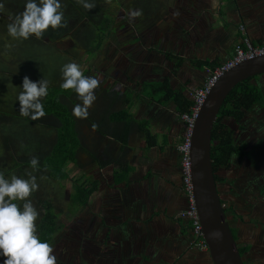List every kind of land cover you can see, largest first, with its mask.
Wrapping results in <instances>:
<instances>
[{
	"label": "rangeland",
	"instance_id": "1",
	"mask_svg": "<svg viewBox=\"0 0 264 264\" xmlns=\"http://www.w3.org/2000/svg\"><path fill=\"white\" fill-rule=\"evenodd\" d=\"M2 2L4 3V13L0 14V110L6 112L7 109L5 108H12L11 112L13 115H11L16 120H14L15 123L12 122L14 127L11 126L10 122H8V125L6 123L3 126L2 124L0 125V139L3 140L4 134H6L8 143L10 142L13 145L10 148L7 146L3 149L0 148V171H3L6 177H10L13 174L23 179H28L29 175L36 177L38 189L28 197L39 213L35 223L37 224L39 222L42 215L38 203L41 200L52 201L57 209L56 212H58L59 220L64 224L63 230L61 229L62 231L60 230L61 232L56 236V240L60 241L66 235L65 232H72V227L78 224V222L80 223V220L84 219L86 226L97 221L100 222L103 220L104 222V208L99 201L100 195L94 194L91 197L89 207H87L86 211L82 212V208L70 210V194L73 188V180L83 174L84 151L79 152L77 163L66 166L69 179L62 182L54 181L44 175L36 176L33 169H20L15 167L18 161L16 157L17 153H19L20 157H26L33 151H39L41 153L50 151L56 135L53 130L26 123V117L20 115V106L19 102L16 101V97L20 91L18 87L22 84L23 78L27 76L31 80H39L43 77L50 82L49 86H60L63 82L61 75L62 65L75 62L80 65L83 73L86 70H90V76H95L100 82L99 87L94 90L96 100L88 109V115L93 120H96L97 117L99 120V115L103 110H108L109 102H105L101 94L112 85L122 93L127 95L131 94L133 97L132 100L135 102V106L132 109L133 115L137 117L143 115L147 118L151 116L153 118L155 117V127H151V130L154 134H157L158 139L161 141L164 131L159 127L158 122L161 125L169 123L174 118V114L170 108H164L163 110V107L160 105L150 104L149 96L145 92L143 93L144 90H142L138 83L169 77L172 84L175 85V88L180 89L183 87L182 81L187 80L186 77H183L184 74L191 76L194 73L193 70L198 73L200 72L195 67L189 66V64L183 67V72L176 70L170 61L163 59L164 54L171 53L176 56H183L188 61L193 59L206 60L211 59V55H215L212 53L216 49L213 47L212 50H207L209 49L207 47L211 46L200 38V31L196 30L194 25H191V27L188 26L189 31H183L185 33L183 34L184 37H179L177 34L182 33L179 25L177 27L173 23L174 26L165 24L163 21H160L162 18L158 19L161 28H169H166V31H160L158 22H155L153 25L155 24L156 26L152 28L154 31H152L151 35L149 33L147 34L145 29L148 27V24L146 23H150L151 21L146 16L152 17L151 10L154 11L162 6L159 5L160 0H89V2L94 4V7L90 10L83 8L79 0H61L67 26L56 30L49 28L41 38L29 37L26 40L12 39L8 35L6 27L10 22L8 19L10 13L16 14L23 11L24 0H2ZM176 8L175 6L174 9ZM106 17L110 23L107 26L103 42L98 51L90 55L87 53V48L94 43L93 41L97 35H100L99 31L102 29L101 26ZM187 20L182 15L180 22H192L191 20L187 22ZM218 22L223 23L224 21H219L218 19ZM175 23L178 24L177 22ZM151 36L155 38L150 40ZM201 40L207 47L203 51H196L195 46L200 44ZM182 41L188 42L190 47H187V49L182 47L180 44ZM152 54L155 56V61L149 58ZM180 74H183L181 76L183 77L182 81L177 77ZM207 75L208 71H206L204 77L202 76L197 81L198 84L199 82L201 84L204 83ZM255 81L264 88V75L256 76ZM189 88L191 87L188 85L186 90H190ZM258 88L264 97V89L260 86ZM7 90H9L8 95L6 94ZM3 95L10 96V102L9 100L2 102L4 100ZM2 103L5 106H2ZM119 105L120 108L123 107L121 104ZM151 105H153V108H146ZM114 108L118 109L116 106ZM159 110H161V113ZM259 115L260 113L250 115L245 122L246 127L258 125L264 127V112L261 117ZM181 122L178 124L179 130L185 126V123L183 121ZM79 125L83 135L86 122L82 120ZM15 126L17 127L15 128ZM184 133L185 130L183 129L179 137H177V149ZM250 143L253 147L264 148V141L261 138L250 141ZM16 148L19 150L18 152ZM174 170L177 177L176 183L180 184L179 172L176 169ZM173 202L175 203V201ZM184 203L185 201H181V204L177 207H183ZM162 204L163 199L159 197L153 199V206H147L150 210H153L151 214L153 218L157 216L160 219H167L159 214L160 209L163 208ZM104 223L106 226L107 221ZM133 225L136 227L137 235L140 236H136L139 238V244L143 245L146 236L152 238L151 248L149 250L151 254H149L155 258L154 264H212L211 259L207 255V251H202L204 252L203 255L200 253V250L195 248L191 249L189 247L185 251H182L181 248L171 246V242L173 241L171 239H174L175 236L172 238L167 237L169 236L168 233L172 231L168 225L161 223L158 225L157 221H152L148 222L147 227H145L142 223H136L133 218V220L129 219L128 221L118 222L117 225H114V228L116 227L115 230L118 234H122L126 226L128 228ZM101 227L104 228L103 226ZM253 231L256 232V230ZM112 233L114 234L113 230ZM155 233L162 235L161 244H159L160 240L158 241L155 237ZM73 234L70 236H73ZM51 245L54 247V253L59 252L61 254L58 244L53 243ZM169 246L171 248L167 251ZM62 247L68 250L67 245H63ZM141 248V246L136 245L135 251L139 253L137 255H143L140 250ZM70 252L72 253V251ZM73 254L75 255V253ZM62 259L61 262H58L57 259L56 264H65L67 258L63 256ZM150 262L145 261L144 263L148 264ZM254 264H264V259L260 260L258 258V261L255 260Z\"/></svg>",
	"mask_w": 264,
	"mask_h": 264
},
{
	"label": "trees",
	"instance_id": "2",
	"mask_svg": "<svg viewBox=\"0 0 264 264\" xmlns=\"http://www.w3.org/2000/svg\"><path fill=\"white\" fill-rule=\"evenodd\" d=\"M108 23L109 19L106 17L103 21V25L101 26L102 29L99 31L100 35H97L95 39L96 42L94 40V43L87 48L88 54L92 55L98 51L105 37ZM166 56L171 62L175 61L176 68L182 67L184 63L183 58L181 59L180 57L171 53H167ZM224 62L218 57L212 60L195 59L191 61V66L195 67L197 70H199V72H206L209 70H214L217 66L222 65ZM89 71L90 70H86L84 75L88 76L90 73ZM255 77L238 84L230 92L214 123L212 130L211 157L214 176L217 184L219 178H221L219 176L221 170H227L230 168L231 158L234 155L240 157L245 155V144L237 143L235 138V130L230 125V120H234V122L238 125L244 121L246 114L254 110L256 106L264 107V97L261 95L259 88L252 83ZM191 83L192 81L189 80L185 85L188 86ZM138 84L142 90H144L143 93L145 92V94L149 96V100L164 107L172 105L177 119L181 120L183 114L190 113L194 103L188 96L186 86H183L182 89H176L172 86L169 78ZM129 96H131V94L127 95L118 91H105L102 95V98L105 102H109L108 110L105 111L104 109L100 115L98 113L100 117L99 120L98 117L96 120H93L90 115H88V118L80 119L74 116L72 113L73 107L78 104L79 101V98L75 92L73 90H64L60 86H50L48 95L43 98L42 101L45 115L36 120L26 118V123L55 131L56 135L54 144L50 151L44 150L45 153L33 151L28 154L29 156L20 157V159H18L16 162L15 167L20 169H32L29 161L32 157H37L39 160V167L34 170L36 175H44L57 182H62L69 179L66 166L71 163H77L78 154L84 149L83 135L79 125L80 121L83 120V122H86V124L87 122L90 123L91 126L98 132L112 134L111 136L113 138L116 137L117 141L121 142L123 148L117 157L107 158V152H105L103 154L104 156L102 158H98V160L100 161V166L103 168L110 164L117 166L116 172H114L112 179L115 186L123 183H129L131 181V173L133 171V167L128 163V152L131 151V149L127 147L128 136L130 132L136 130L142 133L147 142V149L157 147V137L156 134H154L151 130V121L149 119H137L135 115H133L131 109L135 105V102L132 100L133 97ZM117 104H121L123 107H121L119 110H115L114 107ZM183 129L186 131L185 126H183ZM3 141L4 146H7L8 148L13 146L10 142L8 143L7 135ZM177 145L173 144L172 150L175 151L177 156L176 161L179 165L181 181L180 188L183 194V201H185L184 206L178 209V212L181 213L187 209L188 198L183 186V172L181 168L182 156L177 149ZM72 186L73 188L70 194V210L82 208V212L86 211L87 207H89L91 197L98 191L99 183L94 182L90 185L88 182H86L84 174H82L73 180ZM222 203L224 204L225 201L222 200ZM38 206L43 211V215L36 224V235L40 240L48 241L50 243L54 239L55 235L63 228L64 224L59 220L58 214L56 213V207L52 201L41 200L38 203ZM225 211L227 213L226 208ZM138 221L139 222H135L142 223L145 227H147L148 222L152 221H157L158 225L159 223L168 225L172 231L168 233L169 236L167 237L172 238L175 236L176 240H185V243L187 242V246H189L191 240H193L192 222L189 219L182 218L180 216L175 217L174 213L173 216L164 221L165 223L160 222V220L157 218H154L148 222L143 219ZM126 229H128V231H126ZM126 229L123 231L122 235L133 236L136 234V227L134 225L128 228L126 226ZM109 230L112 232V229ZM116 234L119 236L118 232ZM155 237L157 239H161L162 235L155 233ZM175 239H171V241L173 240L171 242V246L173 245V247H175ZM149 243H151V241H149ZM171 246H169L167 251H169ZM246 249L247 248L239 247L241 255L243 254V250ZM208 257L210 258L209 252ZM3 259V257H0V264H2Z\"/></svg>",
	"mask_w": 264,
	"mask_h": 264
},
{
	"label": "crops",
	"instance_id": "3",
	"mask_svg": "<svg viewBox=\"0 0 264 264\" xmlns=\"http://www.w3.org/2000/svg\"><path fill=\"white\" fill-rule=\"evenodd\" d=\"M159 5L162 6L154 11L151 10L152 17L148 15L146 16L151 21L150 23H146L148 24V27L145 29L147 34L149 33L151 35L152 31H154V29L152 28L153 26H156L155 24L153 25V23L155 22H158L160 31H166V28H169H161V25H159L158 21V19L160 18H162L160 21H163V23H167L170 26L175 25L178 27L179 25V28L182 31V33L177 34V36L179 37H184L183 34L185 33H183V31H189V27H191V25H194L195 29L200 31V38H202L204 42L208 43L211 46L207 47L201 40L200 44L195 46V50L203 51L205 47L209 48L207 50H212L213 47L214 49H216L214 53H212L215 55H211V59L209 60L218 57L221 59V61L224 62L233 55L234 48L239 42L241 35L239 26L242 24L245 25L247 35L254 44L264 45V0H160ZM175 6L177 7L176 9H174ZM182 15H184V18L186 20L188 19L187 22L189 20H191L192 22L181 23L180 20ZM153 19H155L154 22H152ZM218 19L219 21L222 20L224 22L219 23ZM168 21H170V23H168ZM174 21L178 24H176ZM184 28L186 29L184 30ZM154 38V36H151L150 40ZM180 44L185 49H187V47H190L188 42L182 41L180 42ZM166 55L167 53L164 54L163 59L170 61L168 60ZM178 57H180L181 59L183 58L184 60L181 68H176L175 61L170 62L173 64L174 69L179 71L181 70L183 72V67H185L187 64L191 66L192 60L188 61L183 56ZM149 58L152 59V61H155V56L153 54ZM193 71L194 73L193 75H191V73V76L182 74L183 77H186L187 80H183L181 74L177 76L181 81L183 80V86H186V88L187 85L185 84L187 83V81H192V83L189 85L191 87L189 88L190 90L201 87L203 85V83L201 84L200 82L198 84L197 81L200 80L202 76L204 77V74L206 73H198L195 70ZM165 78L154 81L163 80ZM172 80H174V78H172ZM252 83L257 87H262V85L258 84L255 79L252 81ZM172 86L175 88V85L172 84ZM109 88H107L105 91H118L112 85H110ZM190 90H188V96ZM103 93L104 92H102L101 95H103ZM3 101H5V98L4 100H2V102ZM149 101L150 104L153 103L155 105H158L151 100ZM152 106L153 105L146 108H153ZM116 107L118 109L115 110L121 109L119 104H117ZM162 107L163 110L164 108H170L171 112H173L174 114V118H172V121H170L169 123L161 125V123L158 122L159 127H161V129L164 131V134H162V140L160 141L156 134L157 147L147 149V142L143 134L136 130L130 132L128 136L127 147L131 149V151L128 152V163L133 167V171L131 173V181L129 183H123L118 186H115L112 180L117 166L110 164L107 167L103 168L102 166H100V161L98 160V158H102L105 152H107V158L117 157L123 148L121 142L117 141L116 137L113 138L111 136L112 134H104L98 132L88 122L84 126L83 151L85 160L82 166L83 174L85 176L86 182H88L90 185L94 182L99 183L98 191L95 194H97L98 196L100 195L99 201L104 208V222L107 221V225L105 226L103 220L100 222L103 227L105 226L104 228H106V230L112 228L116 237L117 231L115 230L116 227L114 228V225H117L118 222L120 223L124 220L128 221L129 219L132 220L134 218L137 222H139L138 220L142 219L148 222L154 218H157L158 220H160V222L165 221V219H160L159 217L153 218V216H151L153 210H150L147 206L152 205V201L154 198L162 197L163 199V208L160 209L159 212V214H161L163 217L169 219V217L173 216V213L175 214V217L179 216L180 214L178 212V209L180 207L177 206L181 204V201H183V194L181 192L180 184L176 183L177 177L174 169L179 172V175L180 171L179 165L176 161L177 156L175 151L172 150V145L178 144L177 137H179L182 130H179L178 124H180L182 120L180 121L176 118V114L173 110L172 105ZM255 108L257 110H262L263 106H256ZM132 109L131 112L133 113ZM159 111L161 113V110ZM251 113L253 114L255 112L250 111L246 115H248L249 117L250 115H252ZM5 115L6 112L4 110H0V125L2 124V126L4 125V123H6L7 125L9 122V118H5ZM135 117L137 119H149L151 121L152 127H155V117L153 118V116H151L150 118H147L143 115L141 117ZM232 122L233 124H231ZM245 122L246 120L237 125L234 120H230V125L235 130L236 141L239 144L246 143V139H248L250 135H254L255 131L258 132V130L250 131L249 129L252 128L248 129L249 126L246 127ZM258 127L259 125L257 126V128ZM261 131L262 130H260L258 133L260 134ZM5 136L6 134H4L3 140L5 139ZM3 140L0 139V148L2 149L6 147L4 146ZM173 201H175V203ZM105 211L107 212V214ZM181 242L184 245L181 244ZM186 243L185 240L175 239V247H178L179 249L181 248L182 251H185L190 247V244L189 246H187ZM200 252L201 254H204V252Z\"/></svg>",
	"mask_w": 264,
	"mask_h": 264
},
{
	"label": "clouds",
	"instance_id": "4",
	"mask_svg": "<svg viewBox=\"0 0 264 264\" xmlns=\"http://www.w3.org/2000/svg\"><path fill=\"white\" fill-rule=\"evenodd\" d=\"M83 8L90 10L94 4L89 0H79ZM4 13V3L0 0V14ZM7 33L12 39L41 38L49 28L56 30L67 26L61 0H24L23 11L8 15ZM64 90H73L82 103L76 104L72 113L78 118H87L88 109L96 100L95 91L99 80L86 76L80 65L69 62L61 67ZM50 82L43 77L32 81L27 76L18 87L16 101L20 115L31 120L45 115L43 98L48 95ZM17 87V86H13ZM29 164L33 170L39 167L37 157ZM38 189L36 177L28 179L15 174L6 177L0 171V257L2 264H56L54 247L36 235V220L39 213L28 197ZM22 202V203H21Z\"/></svg>",
	"mask_w": 264,
	"mask_h": 264
},
{
	"label": "flooded vegetation",
	"instance_id": "5",
	"mask_svg": "<svg viewBox=\"0 0 264 264\" xmlns=\"http://www.w3.org/2000/svg\"><path fill=\"white\" fill-rule=\"evenodd\" d=\"M8 93L9 90L6 94L8 95ZM3 98L10 102V96L3 95ZM78 103L81 101L79 100ZM2 106L5 104L2 103ZM5 109H7L5 118H9L11 126L14 127L13 123H15L16 118L12 116V108ZM256 110L254 108L252 112H259V117H261L264 107L262 110ZM248 118L246 115L244 120L247 121ZM256 128L257 126L248 127L250 131H262L260 134L255 131L254 135H250L246 139V143H242L245 144V155L241 157L234 155L231 158L230 168L221 170L219 174L221 178L218 180L219 193L222 200L225 201L224 207L227 209L228 221L238 248H247L243 250L242 254L245 264H254L258 258L264 259V148L253 147L250 143V141L259 138L264 141V127L259 125ZM16 150L19 151L17 148ZM16 157L20 159L19 153L16 154ZM56 213L58 214V212ZM41 214L43 215L42 210ZM80 221L73 227L71 226L72 232H65L66 235L62 237V240H56V236L64 228L63 225L62 230L50 242V244H58L61 250V254L59 252L54 253L58 262H61L64 256L67 258L65 264H147L144 263L145 261H151L148 264L155 263V258L150 255L149 251L151 248L149 241H152V238L145 237L143 245H141L138 242L139 238L136 237L139 236L137 233L127 237L119 234L116 237L110 230L102 228L99 221L88 226H86L84 219ZM244 227L246 228L244 229ZM72 233H74L73 236H70ZM157 240H160L159 244L162 243L161 239ZM181 244L183 243L181 242ZM63 245H67L68 250L62 247ZM136 245L142 247L140 250L143 255H137L139 253L135 251Z\"/></svg>",
	"mask_w": 264,
	"mask_h": 264
},
{
	"label": "water",
	"instance_id": "6",
	"mask_svg": "<svg viewBox=\"0 0 264 264\" xmlns=\"http://www.w3.org/2000/svg\"><path fill=\"white\" fill-rule=\"evenodd\" d=\"M264 75V55L226 71L208 94L192 131L190 160L193 195L212 264H245L215 180L212 130L227 96L240 83Z\"/></svg>",
	"mask_w": 264,
	"mask_h": 264
},
{
	"label": "built area",
	"instance_id": "7",
	"mask_svg": "<svg viewBox=\"0 0 264 264\" xmlns=\"http://www.w3.org/2000/svg\"><path fill=\"white\" fill-rule=\"evenodd\" d=\"M241 37L235 48L233 56L229 58L222 65L217 66L214 70L208 71V75L203 85L198 88L190 90L189 97L193 101V106L190 113L183 114L181 120L185 123L186 131L182 136V139L178 146V151L182 156L181 168L183 172V186L184 191L188 198L187 209L182 211L179 216L189 219L192 222V235L193 240L190 242V248H195L200 251L208 252V245L203 238L202 225L200 222L198 210L195 204L193 187L191 181V160H190V148L192 131L195 125V121L204 104L208 94L212 90L213 86L220 79V77L229 69L235 67L241 62L252 59L256 56L264 55V45H254L247 35L245 25L239 26Z\"/></svg>",
	"mask_w": 264,
	"mask_h": 264
}]
</instances>
